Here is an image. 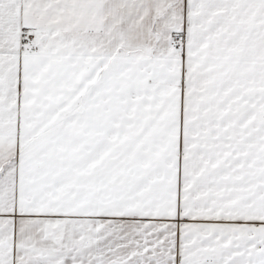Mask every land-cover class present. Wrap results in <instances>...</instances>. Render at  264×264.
<instances>
[{"label":"snow or ice","instance_id":"6c2138e0","mask_svg":"<svg viewBox=\"0 0 264 264\" xmlns=\"http://www.w3.org/2000/svg\"><path fill=\"white\" fill-rule=\"evenodd\" d=\"M0 264H264V0H0Z\"/></svg>","mask_w":264,"mask_h":264}]
</instances>
